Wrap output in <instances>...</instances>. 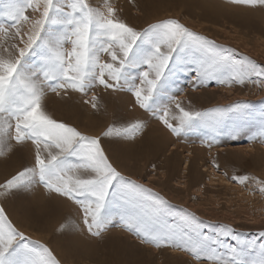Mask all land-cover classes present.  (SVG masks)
Masks as SVG:
<instances>
[{"label": "snow or ice", "instance_id": "6c2138e0", "mask_svg": "<svg viewBox=\"0 0 264 264\" xmlns=\"http://www.w3.org/2000/svg\"><path fill=\"white\" fill-rule=\"evenodd\" d=\"M226 3L264 11V0ZM122 11L112 0H0V157L22 150L32 156L0 182V264H68L49 243L23 230L5 206L15 201L21 216L41 223L53 215L46 204L53 199L71 204L53 227L62 250L103 242L119 229L141 245L178 250L197 262L264 264V231L249 237L228 225L213 227L186 209L177 212L120 168L153 120L169 136L196 137L209 149L225 136L264 142V107L257 113L251 101H236L201 109L179 95L182 78L193 91L213 82L264 88V63L178 18L137 27ZM100 90L129 97L131 110L140 114L90 135L48 111L50 95L65 100L80 94L83 105L100 112ZM211 164L220 167L215 157ZM230 179L264 195L262 178Z\"/></svg>", "mask_w": 264, "mask_h": 264}, {"label": "rangeland", "instance_id": "374dc122", "mask_svg": "<svg viewBox=\"0 0 264 264\" xmlns=\"http://www.w3.org/2000/svg\"><path fill=\"white\" fill-rule=\"evenodd\" d=\"M94 3L102 0H93ZM123 9L122 17L132 25L146 27L165 18H178L193 31L215 40L217 44L235 49L264 63V11L231 7L226 0H112ZM185 89L182 97L192 99L197 108L227 106L236 101H251L256 112L264 107V88L226 87L214 82L207 88H191L188 78L179 82ZM104 109L96 112L83 105L80 94L61 100L54 94L47 100L48 111L56 119L66 121L90 135H97L105 126L118 119H131L129 97L108 95L102 90ZM106 109V110H105ZM215 157L219 169L211 164ZM31 151L22 150L10 159L0 157V182L14 174L25 163H31ZM156 167L153 168L152 165ZM126 175L164 196L179 212L186 209L213 227L228 225L238 232L256 237L264 231V195L253 186L236 183L234 174H249L264 179V142L247 136L231 139L227 136L209 149L200 139H177L155 121L147 136L133 146L120 162ZM53 215L41 223L21 216L16 202L6 208L23 230L33 239L49 243L68 264H208L197 262L187 253L171 248L156 249L141 245L131 236L113 229L103 242H81L73 251L62 250L53 227L70 212V202L53 199L46 202ZM211 229L205 228L204 231Z\"/></svg>", "mask_w": 264, "mask_h": 264}]
</instances>
